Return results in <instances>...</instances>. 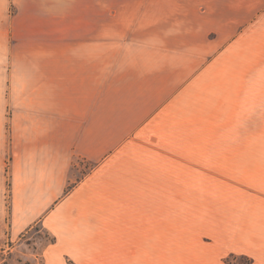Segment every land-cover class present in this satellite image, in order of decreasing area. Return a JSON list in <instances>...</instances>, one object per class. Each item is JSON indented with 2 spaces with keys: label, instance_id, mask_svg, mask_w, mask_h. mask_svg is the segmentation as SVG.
<instances>
[{
  "label": "crops",
  "instance_id": "1",
  "mask_svg": "<svg viewBox=\"0 0 264 264\" xmlns=\"http://www.w3.org/2000/svg\"><path fill=\"white\" fill-rule=\"evenodd\" d=\"M1 72L0 248L34 232L43 264H264V0H0ZM248 87L255 143H233ZM251 168L254 216L206 223L220 174Z\"/></svg>",
  "mask_w": 264,
  "mask_h": 264
},
{
  "label": "rangeland",
  "instance_id": "2",
  "mask_svg": "<svg viewBox=\"0 0 264 264\" xmlns=\"http://www.w3.org/2000/svg\"><path fill=\"white\" fill-rule=\"evenodd\" d=\"M9 63V62H8ZM14 73L1 72L0 84H11L14 82ZM254 79V74H253ZM2 80V81H1ZM7 88L9 94L10 88ZM1 94V92H0ZM5 94V93H3ZM8 97V95H7ZM244 102H237L233 104V113L237 114L239 121L233 127H236L237 133L248 127V136L233 137V143H255V88L248 87L244 90ZM7 108H4L3 114H0V228L8 235L10 226V208L12 203V180H11V162H12V117L15 111V104L12 103L11 98H8ZM247 100V101H246ZM246 101V102H245ZM2 105H0L1 107ZM4 115V117H3ZM240 115V116H239ZM247 115V120L244 117ZM234 117V116H233ZM240 172V168H236ZM254 168L248 169L249 175L252 177L251 183H236L233 174L219 173V179H225L228 183L216 185V216L201 217L205 222H214L213 220L223 219V211L231 217L232 223L237 224L241 219L246 218V213L249 216H254L256 196H255V175ZM220 187V188H219ZM219 189V190H218ZM224 197V198H223ZM227 198V199H226ZM214 202V201H213ZM220 211V213H219ZM39 228V227H37ZM34 233V232H33ZM33 233L24 237L19 242H10L6 246L0 248V264H43L42 250L44 244L53 240L45 233L32 237ZM206 233V232H203ZM208 234H203L205 241H211ZM202 240V241H204ZM254 259L251 256L242 254H229L223 259L224 264H253Z\"/></svg>",
  "mask_w": 264,
  "mask_h": 264
}]
</instances>
